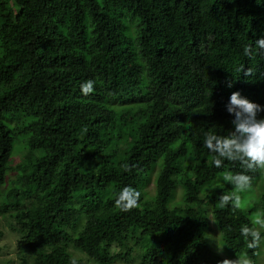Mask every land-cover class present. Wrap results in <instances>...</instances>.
I'll return each instance as SVG.
<instances>
[{
  "label": "trees",
  "instance_id": "16d2710c",
  "mask_svg": "<svg viewBox=\"0 0 264 264\" xmlns=\"http://www.w3.org/2000/svg\"><path fill=\"white\" fill-rule=\"evenodd\" d=\"M262 36L264 0H0V241L17 263L264 259L240 234L264 217L262 173L220 208L221 174L244 170L203 146L232 129L233 92L264 106V56L243 54Z\"/></svg>",
  "mask_w": 264,
  "mask_h": 264
},
{
  "label": "clouds",
  "instance_id": "9594fccd",
  "mask_svg": "<svg viewBox=\"0 0 264 264\" xmlns=\"http://www.w3.org/2000/svg\"><path fill=\"white\" fill-rule=\"evenodd\" d=\"M244 56L254 58L256 55L264 56V36L255 41V48L251 44L243 48ZM252 69L244 72L246 77L252 75ZM95 81L87 80L81 84V92L87 96L94 91ZM227 86L232 87V81H227ZM227 112L233 116L231 120L232 129L227 135H218L207 132L204 135L203 146L211 154L210 165L219 169L224 166L225 161L239 163L244 170L233 173L224 171L221 174L225 183L233 186V191L221 194L219 207L225 208L229 205L238 210L241 205L240 193L252 188L253 177L247 173L260 171L264 173V117L259 114L264 112V106L254 103L242 97L239 91L233 92L229 103L226 105ZM124 171H131L132 166L124 163ZM141 192L131 186H125L116 194L115 206L122 212H129L139 207ZM264 217L251 220V226L245 224L240 228V234L247 243L249 249H257L264 244ZM221 252L223 248L219 249ZM71 264H76L72 260ZM218 264H254L248 256H238L237 259H224Z\"/></svg>",
  "mask_w": 264,
  "mask_h": 264
},
{
  "label": "rangeland",
  "instance_id": "374dc122",
  "mask_svg": "<svg viewBox=\"0 0 264 264\" xmlns=\"http://www.w3.org/2000/svg\"><path fill=\"white\" fill-rule=\"evenodd\" d=\"M261 178L257 184L259 186L260 184H264V173L261 174ZM149 189L151 190L152 187L150 186ZM180 192V189L177 190L176 194ZM9 235V236H8ZM7 237L3 239V241H0V246H3L2 248V254L0 255V264H5L9 262V264H18L16 260L15 250H14V236L8 234ZM217 247L218 244L216 243ZM76 257H79L78 254L75 253ZM93 264V263H90ZM116 264H124V263H116ZM132 264H137V261H135ZM258 264H264V259L260 258Z\"/></svg>",
  "mask_w": 264,
  "mask_h": 264
}]
</instances>
